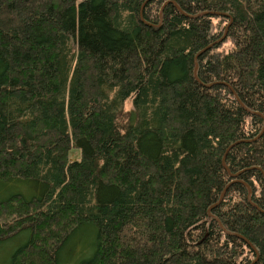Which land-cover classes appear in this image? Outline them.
<instances>
[{"label": "trees", "instance_id": "obj_1", "mask_svg": "<svg viewBox=\"0 0 264 264\" xmlns=\"http://www.w3.org/2000/svg\"><path fill=\"white\" fill-rule=\"evenodd\" d=\"M263 125L264 0H0V264H264Z\"/></svg>", "mask_w": 264, "mask_h": 264}, {"label": "rangeland", "instance_id": "obj_2", "mask_svg": "<svg viewBox=\"0 0 264 264\" xmlns=\"http://www.w3.org/2000/svg\"><path fill=\"white\" fill-rule=\"evenodd\" d=\"M124 109L129 110L131 109V98H129L125 103H124ZM77 156L76 152H73L70 154V159H73Z\"/></svg>", "mask_w": 264, "mask_h": 264}, {"label": "water", "instance_id": "obj_3", "mask_svg": "<svg viewBox=\"0 0 264 264\" xmlns=\"http://www.w3.org/2000/svg\"><path fill=\"white\" fill-rule=\"evenodd\" d=\"M179 9V8H178ZM211 14H220V13H217V12H210ZM208 48V47H207ZM197 57V56H196ZM196 57H195V60H196ZM212 85V84H211ZM264 131V125H263V128H262V131L260 132L259 136L261 135V133ZM236 176V175H234ZM250 195V193H249ZM218 204V203H217ZM246 240V239H245ZM247 241V240H246ZM248 244H250L248 241H247Z\"/></svg>", "mask_w": 264, "mask_h": 264}]
</instances>
